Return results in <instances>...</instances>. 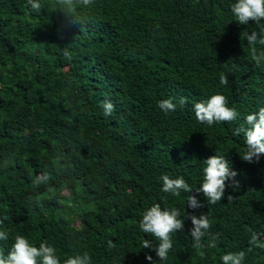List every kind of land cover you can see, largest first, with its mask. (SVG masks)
<instances>
[{
	"label": "trees",
	"instance_id": "obj_1",
	"mask_svg": "<svg viewBox=\"0 0 264 264\" xmlns=\"http://www.w3.org/2000/svg\"><path fill=\"white\" fill-rule=\"evenodd\" d=\"M40 3L37 13L27 0H0V230L9 233L0 249L19 234L65 256L87 251L92 264H152L146 254L156 264H223L239 251L244 264H264V248L250 243L253 234L264 243V154L243 161L244 137L234 135L264 106V62L252 60L244 35L259 31L255 22L235 20V0H93L76 7L77 20L57 0ZM216 93L238 110L236 121L196 119L193 105ZM167 98L177 108L165 114L158 101ZM216 153L239 181L220 202L207 204L195 189L162 191V175L199 187ZM43 173L49 180L36 185ZM189 195L203 206L188 207ZM154 203L181 219L204 213L212 226L203 246L186 218L166 261L143 248L145 240L158 246L139 227Z\"/></svg>",
	"mask_w": 264,
	"mask_h": 264
},
{
	"label": "clouds",
	"instance_id": "obj_2",
	"mask_svg": "<svg viewBox=\"0 0 264 264\" xmlns=\"http://www.w3.org/2000/svg\"><path fill=\"white\" fill-rule=\"evenodd\" d=\"M34 12L42 10L40 0H27ZM60 10L66 15L73 17L75 20V11L77 6L87 7L93 3V0H57ZM231 12L235 20L240 24L247 25L250 21H254L259 31H252L251 34L245 33L247 43L252 47V60L257 66L264 62V51L257 52L255 45L264 46V0H235L231 5ZM63 56L67 60H71V54L67 49L63 50ZM221 85L229 83L226 75H221L219 79ZM174 98H167L158 101V107L165 113L175 111L177 104L173 102ZM186 97H180L178 103L183 106L187 103ZM104 115L110 116L115 111V106L110 100L104 101L102 104ZM196 119L201 123L212 126L219 122H234L238 119L239 113L235 107L229 106L228 98L216 93L211 95L204 101L196 102L193 105ZM245 123L234 129V135H243L245 149L241 159L248 163L259 162L260 157L264 154V106H260L258 111L248 114ZM203 178L199 187L193 188L182 176L170 178L168 175H162L161 180L162 191L179 196L181 192L190 193L195 189L196 193H202L206 198L207 204L215 205L222 200L225 195L226 187L237 188L239 181L236 180L237 172L230 168L229 161L225 155L215 154L204 160ZM49 175L43 173L38 175L34 183L40 185L47 183ZM231 180V184L227 182ZM232 199V195H228V200ZM188 207L197 209L203 205L197 199L196 195H189L187 201ZM181 212L177 208H162L159 203H154L142 215L139 227L147 234H150L158 241V246L145 240L143 248L153 249L159 261H166L169 252L173 248L172 236L176 232L184 231V220L190 219L192 227L189 230L191 237L197 247H202V238L211 228V222L208 217L202 213L197 215H186L184 219L180 218ZM0 219V224H3ZM9 233L0 230V241H8ZM218 237H213L208 247L215 248ZM250 243L256 247L264 248V243L258 242V237L253 234ZM109 247H114L112 241L108 242ZM67 257V258H66ZM65 258V259H64ZM61 259L63 261H61ZM146 259L156 264L152 255L146 254ZM223 264H244L245 253L229 252L221 257ZM0 264H92V257L87 252L67 255L58 253L56 248L46 241L40 242L39 246L34 245L23 235H16L11 247L5 253L0 249Z\"/></svg>",
	"mask_w": 264,
	"mask_h": 264
}]
</instances>
